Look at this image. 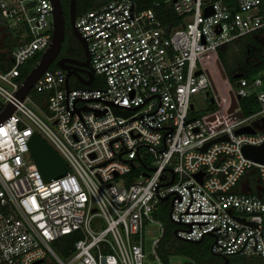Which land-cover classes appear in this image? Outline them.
<instances>
[{"label": "built area", "instance_id": "1", "mask_svg": "<svg viewBox=\"0 0 264 264\" xmlns=\"http://www.w3.org/2000/svg\"><path fill=\"white\" fill-rule=\"evenodd\" d=\"M150 1L170 2L180 21L163 25L138 0L74 16L103 85L66 90L65 71L47 68L30 88L43 95L45 114L30 90L21 100L16 92L22 66L50 44V1L0 0V111L13 107L0 122V264H141L143 224L159 229L154 252L163 202L176 238L206 237L212 254L264 259V163L241 152L264 141V79L232 85L217 65L221 46L264 29V0ZM198 92L214 107L191 117ZM247 96L256 111L241 117ZM240 127L253 133L234 134ZM33 133L61 157L63 175L43 180L28 149Z\"/></svg>", "mask_w": 264, "mask_h": 264}, {"label": "trees", "instance_id": "2", "mask_svg": "<svg viewBox=\"0 0 264 264\" xmlns=\"http://www.w3.org/2000/svg\"><path fill=\"white\" fill-rule=\"evenodd\" d=\"M106 1L107 0H77L75 5V15L91 8H94L98 5H101ZM169 4L170 2L159 1L158 5H155L150 0H138V7L151 8L163 25H168L169 23L177 24L180 21V18L172 13ZM61 7L62 10L66 12V3L64 5H61ZM66 36L68 40H70L71 44L77 47L78 51L76 52V56L82 57L81 46L77 42L75 37L72 35L70 30L66 31ZM231 43H234L236 46V48H234L233 50L235 60L233 63H231L232 70H227V73L225 72L227 75H225L232 85L235 84V81L237 79L233 78V75L235 74H239V76L243 77H251L253 76V74L257 73L259 69H262L264 71V29L250 32L241 37H238L230 43L221 46L217 51L218 61L221 65V68L224 64V52L228 49L229 44ZM3 51V49H0V60L4 59L5 53ZM37 60L38 55L28 60L22 66L18 76L19 81L23 80L25 75H27V73ZM55 68H57V66L54 64V62H52L49 66V69ZM102 85V78L97 75H94V77L90 81V84L87 86L81 85L73 76H69L68 78L69 87L98 88ZM29 95L31 96V99L33 103L37 106V108L45 109L42 94H36L31 89ZM209 105L210 110H213L214 104ZM238 105L242 112L246 115H250L252 111H254L256 108V103L252 96L241 98L238 101ZM116 112L118 114H123L119 111ZM190 116L192 117L191 112ZM141 163H143V161H141ZM133 175H138V172H134ZM248 176V179L252 181V184L256 185L258 183L254 172L252 174H249ZM167 214V203H160L159 210L158 212H156L155 216L162 222L164 232L159 238L158 246L156 247V254L161 259L163 264H168L169 257L173 255H179L186 258L187 262L185 264H208L211 260L215 263L221 259H227L228 264H264L261 261H258V259L255 257L246 258L238 257L235 255L222 256L212 254L209 251L210 240L206 237L202 238L198 242H187L176 238L173 233L175 229V224L168 219Z\"/></svg>", "mask_w": 264, "mask_h": 264}, {"label": "water", "instance_id": "3", "mask_svg": "<svg viewBox=\"0 0 264 264\" xmlns=\"http://www.w3.org/2000/svg\"><path fill=\"white\" fill-rule=\"evenodd\" d=\"M52 11H51V19H52V30H51V40L49 46L39 55L38 60L31 67L27 75L23 78L20 87L16 92V96L19 100L23 99V97L28 93L30 88L32 87L35 80L39 77V75L49 68L50 64L54 62V64L65 71L64 74V88L67 90L68 88V78L69 76H73L77 79V81L83 85L87 86L90 84V81L93 77V73L91 69H89L88 63V55L87 49L84 41L80 37L79 33L76 31L73 26V20L75 16V0H68L67 3V16L69 28L72 35L75 37L77 42L80 44L83 57L82 61H79L74 58H59L54 61L55 56L57 55L61 42L63 40L64 35V19H63V11L59 0H49ZM219 72L221 77L224 78L226 75L223 72L219 62L217 63ZM82 68V69H79ZM81 71L84 73L86 78L80 77L77 72ZM239 77V74L233 75V78ZM231 99V105L228 109V112H231L235 107L236 103L233 99L231 93H229ZM212 102V99H209ZM113 107H119L117 105L111 104ZM191 108V106H190ZM13 107L9 104L5 105L3 109L0 111V122L4 120L6 117L10 115ZM239 133H253V129L251 127H240L234 130V134ZM225 137L220 136L215 138L212 141L207 142L202 147V150L206 148L210 143L223 140ZM28 149L30 156L40 172L41 177L44 181H47L52 178H57L63 175L66 172V165L61 159V157L47 144L45 143L39 136L36 134H32L28 141ZM242 154L257 163H264V141L257 146L244 145L241 147ZM198 181H200L201 173L196 175ZM257 195H259V187L255 186ZM244 192V191H243ZM166 199V197L162 198V200ZM198 242V241H196Z\"/></svg>", "mask_w": 264, "mask_h": 264}, {"label": "rangeland", "instance_id": "4", "mask_svg": "<svg viewBox=\"0 0 264 264\" xmlns=\"http://www.w3.org/2000/svg\"><path fill=\"white\" fill-rule=\"evenodd\" d=\"M65 11L67 14V8L65 9ZM9 48H12V46H10ZM234 48H236L235 44L231 43V44H229L228 49L224 52V64L222 66L224 73L225 72L227 73V70L228 71L232 70L231 63H233L235 60V57L233 55ZM39 55L40 54H38V57H39ZM35 56H37V54ZM253 76H260L262 79H264V71L262 69H259L257 71V73L253 74ZM209 95H212L211 90L209 91ZM190 103L192 104V109L190 111L192 114V117L193 116L199 117L200 115L206 114V113L211 111L210 107H209L210 106L209 101L203 99V95L201 92L193 94L190 97ZM255 111H256V108L254 111H252V113ZM43 112L45 114H47V111L45 109H43ZM35 113L38 116H40L42 119H45L41 114H39V111L36 110ZM240 113H241V117H247L248 116V115L244 114L241 109H240ZM252 120H253L252 117H250V118H248L247 122H250ZM45 122L47 124H49L48 121H45ZM141 151H143V148H141ZM248 178H249V176H248ZM139 180H142V179L140 178ZM158 237H159V229H158L157 225L154 224L153 222H145L143 224V227H142V251H143L144 256L141 260V264H156L155 260L153 259L156 251H154L155 253L152 251L151 241L153 239L158 238ZM50 247L56 253V255H58L59 258L64 259V256L61 254V251L57 245L50 244ZM238 257H241V256H238ZM246 258H248V257H246ZM257 259H258V261H261L262 263H264V261H263L264 259H262V260L260 258H257ZM186 262H187V260L183 256L173 255V256L169 257L168 264H185Z\"/></svg>", "mask_w": 264, "mask_h": 264}, {"label": "flooded vegetation", "instance_id": "5", "mask_svg": "<svg viewBox=\"0 0 264 264\" xmlns=\"http://www.w3.org/2000/svg\"><path fill=\"white\" fill-rule=\"evenodd\" d=\"M61 5H64L66 3H68V0H59ZM77 0H75V5H76ZM63 11V19H64V35H63V40L61 42L59 51L57 53V55L55 56V60L59 59V58H74L77 59L79 61H82L84 59L83 57V53H82V57H77L76 56V52L78 51L77 47L75 45H72L70 40H68L67 36H66V31L70 30L69 28V23H68V16L66 14V12ZM82 51V49H81ZM82 69V68H79ZM77 74L82 77V78H86V76L84 75V73H82L81 71H78ZM208 264H228L227 259H221L217 262L214 263V261H210V263Z\"/></svg>", "mask_w": 264, "mask_h": 264}]
</instances>
